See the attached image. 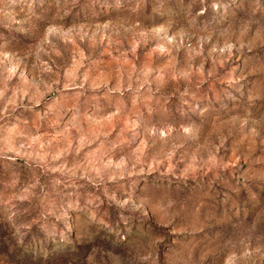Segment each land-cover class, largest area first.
Returning a JSON list of instances; mask_svg holds the SVG:
<instances>
[{"label": "rangeland", "instance_id": "374dc122", "mask_svg": "<svg viewBox=\"0 0 264 264\" xmlns=\"http://www.w3.org/2000/svg\"><path fill=\"white\" fill-rule=\"evenodd\" d=\"M0 264H264V0H0Z\"/></svg>", "mask_w": 264, "mask_h": 264}]
</instances>
